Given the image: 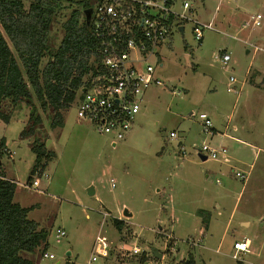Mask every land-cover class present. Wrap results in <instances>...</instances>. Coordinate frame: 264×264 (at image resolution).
<instances>
[{"label": "rangeland", "instance_id": "obj_1", "mask_svg": "<svg viewBox=\"0 0 264 264\" xmlns=\"http://www.w3.org/2000/svg\"><path fill=\"white\" fill-rule=\"evenodd\" d=\"M76 7L61 1L49 32L51 51ZM190 7V17L211 28L198 41L186 21L182 33L174 30L158 48L151 62L162 85L146 91L132 128L115 146L78 119L73 105L63 127L53 129L51 110H39L36 138L55 157L44 167L48 179L36 188L28 186L33 137L20 136L29 109L24 102L13 110L8 102L3 106L10 117L0 118L1 170L16 184L14 202L33 206L28 218L48 231L44 251L54 255L43 258L38 250L34 264H119L123 243L156 250L162 257L155 264H178L188 253L198 264H264V0H190ZM223 53L230 56L225 66ZM230 76L236 94L227 92ZM200 113L208 116L212 134L203 132ZM201 145L226 148L231 161L201 160L195 148ZM120 209L132 216L118 232L113 218ZM198 209L212 215L208 229ZM57 228L65 231L58 242ZM98 234L107 238L108 257L89 262ZM242 239L250 240L249 252L234 259L233 242Z\"/></svg>", "mask_w": 264, "mask_h": 264}, {"label": "trees", "instance_id": "obj_2", "mask_svg": "<svg viewBox=\"0 0 264 264\" xmlns=\"http://www.w3.org/2000/svg\"><path fill=\"white\" fill-rule=\"evenodd\" d=\"M61 1L30 0L26 7L24 0H0V118L9 121V113L2 110L6 102L11 110L20 102L29 109L20 132L21 138L33 137L30 149L35 158L28 183L55 157L45 140L36 138L42 123L39 110H51L50 128L63 127L64 112L73 105L83 79L94 73L99 60L98 42L84 13L92 9L94 0H65L77 7L62 24L58 47L49 48L52 19ZM1 147L0 141V155ZM15 188V182L5 178L0 163V264H34L21 253L44 251L48 231L28 218L33 206L14 202ZM113 225L121 232L124 222L113 218ZM178 264L198 263L193 253H188Z\"/></svg>", "mask_w": 264, "mask_h": 264}, {"label": "built area", "instance_id": "obj_3", "mask_svg": "<svg viewBox=\"0 0 264 264\" xmlns=\"http://www.w3.org/2000/svg\"><path fill=\"white\" fill-rule=\"evenodd\" d=\"M190 8V0H94L88 22L98 42L99 60L94 73L83 79L73 106L76 117L91 123L97 133L108 136L112 146L123 140L132 128L142 109L146 91L152 86L162 85L151 62L153 57H157L158 48L168 43L174 30L182 33L186 21L192 22L198 41L203 37V30L211 28L210 23L199 24L192 19ZM259 19L257 14L252 18V25L257 26ZM229 60L228 54L221 55L224 66ZM235 83L236 79L230 76L227 92L238 93ZM198 119L203 132L212 134L208 116L200 113ZM170 136L174 137L175 133L171 132ZM195 148L197 155L204 156L205 160L231 161L224 147L201 145ZM235 175L242 181L246 179L240 172ZM41 179H48V174L44 171L36 173L28 186L38 187ZM110 185L114 187V180H110ZM64 235L65 231L57 228L55 241L58 242ZM232 248V258L238 259L239 254L249 252V242L247 239L236 240ZM108 250L107 238L96 235L89 262L108 257ZM119 250L122 261L119 264H155L162 257L157 258L151 250H141L137 243H123ZM41 257L53 259L54 255L44 251Z\"/></svg>", "mask_w": 264, "mask_h": 264}, {"label": "crops", "instance_id": "obj_4", "mask_svg": "<svg viewBox=\"0 0 264 264\" xmlns=\"http://www.w3.org/2000/svg\"><path fill=\"white\" fill-rule=\"evenodd\" d=\"M186 58H188L187 56H186ZM188 64H189V61H188ZM1 142H2V140H0ZM3 144V143H2ZM4 149H2V147H1V151H3ZM9 154V157L11 158L12 157V155L14 154V152H9L8 153ZM254 154H256V152H254ZM4 174H5V172H4ZM5 178H7V179H9V180H12L11 178H8V177H6V175H5ZM15 193H16V188H15V192H14V196H15ZM94 194V193H93ZM28 207H30V206H28ZM126 211L127 213H129L130 214V216H125L126 218H122L121 216L123 215V211ZM123 211L120 209L119 210V213L116 215V218H118V219H122L123 220V222L125 223V225L127 224L128 225V221H129V219L131 218V216H132V213L131 212H129V211H127L126 209H124ZM163 210L164 211H166V208H163ZM122 211V212H121ZM30 212V211H29ZM105 213L106 214H111V211H109V210H106L105 211ZM172 213V212H171ZM184 213H188V211H184ZM189 214V213H188ZM195 215L196 216H198V217H200V224H201V227H202V229L203 228H205V229H208L209 228V226H210V224H211V220H212V215L209 213V212H207V211H205V210H197V211H195ZM203 215H204V217H203ZM124 216V215H123ZM39 224V223H38ZM242 224H244V225H249V223H246V222H243ZM40 225V224H39ZM40 227H41V225H40ZM248 240V239H247ZM248 242H249V248H250V245H251V242H250V240H248ZM38 251V250H37ZM37 251H35L34 253H30V256H28L27 258L28 259H30L29 257H32V259H30V260H32V262H33V259H36L37 257H36V252ZM32 254V255H31ZM34 263V262H33ZM56 264V263H55Z\"/></svg>", "mask_w": 264, "mask_h": 264}, {"label": "water", "instance_id": "obj_5", "mask_svg": "<svg viewBox=\"0 0 264 264\" xmlns=\"http://www.w3.org/2000/svg\"><path fill=\"white\" fill-rule=\"evenodd\" d=\"M84 13H85L86 20L88 21L89 18H90V14H91V8L85 10ZM199 158H200L201 160H205V157H204V156H199ZM89 191H90L89 194H93V189H92V188H90ZM123 215H124V216H130V214L127 213L125 210L123 211ZM151 252H152L153 255L156 256L157 258H160V257H161V254H159L156 250L151 249ZM56 264H58V263H56Z\"/></svg>", "mask_w": 264, "mask_h": 264}]
</instances>
